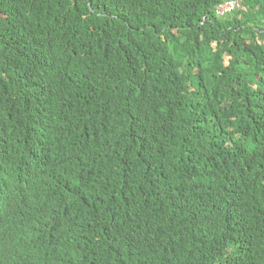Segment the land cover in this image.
I'll use <instances>...</instances> for the list:
<instances>
[{"label": "trees", "instance_id": "16d2710c", "mask_svg": "<svg viewBox=\"0 0 264 264\" xmlns=\"http://www.w3.org/2000/svg\"><path fill=\"white\" fill-rule=\"evenodd\" d=\"M236 1L0 0V264L67 217L63 264H264V0Z\"/></svg>", "mask_w": 264, "mask_h": 264}, {"label": "clouds", "instance_id": "9594fccd", "mask_svg": "<svg viewBox=\"0 0 264 264\" xmlns=\"http://www.w3.org/2000/svg\"><path fill=\"white\" fill-rule=\"evenodd\" d=\"M95 210L96 208H93L91 212L95 214ZM33 232L37 240L29 246L24 245L26 241L21 242V246L17 248V257L24 259L14 264L69 263L70 248L77 246L81 240V238H73L75 231L69 224V217L56 224H51L46 220H36L33 222ZM104 256L105 250L99 246L85 259L83 264H105L102 262Z\"/></svg>", "mask_w": 264, "mask_h": 264}, {"label": "built area", "instance_id": "2783aa9c", "mask_svg": "<svg viewBox=\"0 0 264 264\" xmlns=\"http://www.w3.org/2000/svg\"><path fill=\"white\" fill-rule=\"evenodd\" d=\"M237 6H238V2L236 0H225V2H223L218 6L217 13L219 15H224L232 11Z\"/></svg>", "mask_w": 264, "mask_h": 264}, {"label": "rangeland", "instance_id": "374dc122", "mask_svg": "<svg viewBox=\"0 0 264 264\" xmlns=\"http://www.w3.org/2000/svg\"><path fill=\"white\" fill-rule=\"evenodd\" d=\"M218 8V7H217Z\"/></svg>", "mask_w": 264, "mask_h": 264}]
</instances>
